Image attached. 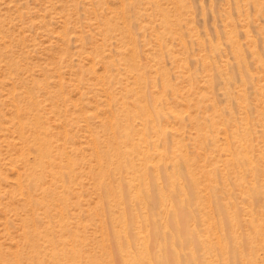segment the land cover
Returning a JSON list of instances; mask_svg holds the SVG:
<instances>
[{"label":"rangeland","instance_id":"obj_1","mask_svg":"<svg viewBox=\"0 0 264 264\" xmlns=\"http://www.w3.org/2000/svg\"><path fill=\"white\" fill-rule=\"evenodd\" d=\"M252 218L264 0H0V264H264Z\"/></svg>","mask_w":264,"mask_h":264},{"label":"bare ground","instance_id":"obj_2","mask_svg":"<svg viewBox=\"0 0 264 264\" xmlns=\"http://www.w3.org/2000/svg\"><path fill=\"white\" fill-rule=\"evenodd\" d=\"M153 3H154V2H153ZM155 5H157V4H155ZM155 5H154V7H155ZM158 6H159V5H158ZM158 6H156V7H158ZM165 20H166V19H165ZM167 20H168V19H167ZM166 22H167V25H168V24H169V23H168L169 20H168V21H164V22L162 21V24H166ZM107 24H108V23H107ZM103 26H104V25H103ZM105 27H106V26H105ZM107 27H108V26H107ZM106 30L108 31L107 28H106ZM106 30H105V31H106ZM106 33H107V32H106ZM106 36H107V35H106ZM105 39H106V38H105ZM133 43H134V42H133ZM124 50H125V49H124ZM130 50L133 51L134 49L132 48V49H130ZM134 52H135V51H134ZM134 52H133V53H134ZM128 53H129V52H128ZM129 54H130V53H129ZM129 54H128V55H129ZM135 54H136V53H135ZM237 55H239V53H238ZM125 56H126V55H125ZM130 56H131V55H130ZM132 56H134V55L132 54ZM135 56H136V55H135ZM135 56H134V58H135ZM238 57H241V56H237V59H238V60H241V59H239ZM129 59H130V58H129ZM135 59H137V58H135ZM134 61H136V60H134ZM133 63H134V62H133ZM133 63L131 62V64H133ZM135 63H136V62H135ZM135 65H136V64H134V68H133V69H135ZM13 67H14V66H13ZM129 67H130V66L128 65V67H127V68H128V71H129ZM11 69H12V68H11ZM130 69H131V68H130ZM136 69H137V68H136ZM132 71L135 72V70H132ZM136 71H137V70H136ZM12 72H13V71H12ZM134 72H131V70H130V73H134ZM138 73H139V71H138L136 74H138ZM136 74H134V75H136ZM139 75H141V74H139ZM139 75H137V76H139ZM131 76H132V74H131ZM137 76H136V77H137ZM10 77H11V76H10ZM133 77H134V76H133ZM133 77H132V78H133ZM136 77H135V79H136ZM139 77H140V76H139ZM139 77H138V78H139ZM130 78H131V77H130ZM140 78H141V77H140ZM137 80H138V79H137ZM134 82H135V81H134ZM138 83H139V82H138ZM136 84H137V83H136ZM133 85H134V84H133ZM30 93H31V92L27 93V95H29V96H28L29 98L27 97L28 99H27V101H26V102H27L26 104H27V105H30V106L27 107L28 110H26V107H25V109H24V108H22V109H24V110H26V111H29V109L31 108V110H32L33 112H35V111H36V108L38 109L39 106H41V105H39V104L37 103V100H36V102H35V99H36V98H34L35 96H34L33 94H30ZM27 95H26V96H27ZM32 95H33V97H32ZM153 95H154V94H153ZM25 98H26V97H25ZM11 99H13V98H11ZM18 99H19V98H18ZM13 101H14V100H13ZM108 101H110V100H108ZM14 102L16 103V100H15ZM17 102H18V101H17ZM19 103H20V102H19ZM28 103H29V104H28ZM118 103H119V102H118ZM121 103H122V102H121ZM16 104H17V103H16ZM26 104H25V106H26ZM53 104H54V103H53ZM20 105H21V104H20ZM23 105H24V104H23ZM38 105H39V106H38ZM123 105H124V104H123ZM123 105H122V106H123ZM14 106H15V104H14ZM16 107L18 108V107H21V106H19V104H18V106H16ZM23 107H24V106H23ZM29 107H30V108H29ZM110 107H111V106H110ZM14 108H15V107H14ZM57 108H58V107H57ZM111 108H112V107H111ZM18 110H19V109H18ZM15 111L17 112V109H16V108H15ZM19 111H20V110H19ZM32 111H31V113H32ZM141 111H143V107L141 108ZM37 112H38V110H37ZM25 113H26V112H25ZM27 113H28V112H27ZM27 113H26V114H27ZM31 113H29V114H31ZM146 113H147V112H146ZM18 114H19V113H18ZM26 114H25V115H26ZM110 114H111V113H110ZM112 114H113V113H112ZM115 115H116V114H115ZM147 115H148V114H147ZM147 115H145V117H147ZM19 116H20V115H19ZM23 116H24V115H21V117H23ZM31 116H32V119L30 120V124H32V125H36V129H37V127L42 128V126H41V123H42V122L40 121V120H41V119H40V118H41L40 114L35 113V114H33V115H30V117H31ZM123 116H124V115H123ZM143 116H144V115H143ZM21 117H20V120H21ZM27 117L29 118V116H27ZM39 117H40V118H39ZM112 117H116V116H112ZM23 118H24V117H23ZM108 118H109V116H108ZM118 118L120 119V117H118ZM24 119H25V118H24ZM113 119H114L115 122L117 121V118H113ZM124 119H125V117H124ZM22 120H23V119H22ZM121 120H123V119H121ZM109 121H110V120H109ZM114 121H113V122H114ZM119 121H120V120H119ZM124 121H125V120H124ZM19 122H22V121H18V123H19ZM27 122H28V121H27ZM27 122H26V121H23V122L21 123V125L27 127ZM40 122H41V123H40ZM102 122H103V121H102ZM111 123H112V122H111ZM122 123H123V122H122ZM19 124H20V123H19ZM21 125H20V126H21ZM42 125H43V124H42ZM137 125H138V124H137ZM29 126H31V125H29ZM29 126H28V128H29ZM16 128H17V130H18V132H19L18 127H16ZM30 128H31V127H30ZM30 128H29V130H32V132H33V129H30ZM32 128H33V127H32ZM43 128L45 129V127H43ZM111 128H112V127H111ZM22 129H23V128H22ZM26 129H27V128H26ZM36 129H35L34 131H37ZM24 130H25V129H24ZM24 130H22V131L24 132L23 134H22V131L20 130V132H21V134H22V135L20 134V137H22V138H24L25 140H27V139L29 138V134H28L27 136H25V132H27V131H24ZM42 131H43V130H42ZM44 131H45V130H44ZM20 132H19V133H20ZM40 132H41V131H40ZM45 132H46V131H45ZM140 132H143V131L141 130ZM28 133H29V132H28ZM47 133H48V132H47ZM137 133H138V132H137ZM144 133H145V132H144ZM144 133H143V134H144ZM32 134H35V133H32ZM36 134H38V133H36ZM36 134H35V136H36ZM125 134H127V132H125ZM140 134H142V133H140ZM18 135H19V134H18ZM113 135H114V134H113ZM129 135H131V134H129ZM138 135H139V134H138ZM32 136H33V135H31V137H32ZM48 136H51V135H50V134L47 135V134H45V133L42 132V133H39L38 136H36L35 138L33 137V139H34L35 141H37V142H34L33 144H34V146H35V145L37 146V147L35 148V149L37 150V154H36V155H37V160H36V161H38L39 164H37L36 161H35V164L33 163L35 166H34L33 164H31V163H30V164H31L32 166H34L33 168H36L37 170H38L39 168L41 169V171L46 170L47 168H46L45 165H44V164H46V163L48 164V166H47L48 169H50V168H49V167H50L49 165L52 164V162H50V161H51V159L53 158V156L56 157V154H55V155H52V154H53L52 146H55V145H54V144H53V145L51 144V142H50ZM131 136H132V135H131ZM121 137H122V136H121ZM125 137H126V139L130 142V143H129L130 145L134 143V142L131 141V140H132V139H131L132 137H131V138H130L129 136H125ZM125 137H124V138H125ZM112 138H113V137H112ZM114 138H115V136H114ZM24 139H23V141L25 142ZM31 139H32V138H31ZM52 139H53V138H52ZM66 139H67V138H66ZM121 139H122V138H121ZM20 140H22V139H20ZM124 140H125V139H124ZM27 141H28V144H29V143H30L29 140H27ZM121 141H122V140H121ZM24 142H22V143H24ZM125 142H126V141H125ZM125 142H124V143H125ZM26 144H27V143H26ZM28 144H27V145H28ZM30 144L33 145L32 143H30ZM125 144L128 145V143H125ZM23 145H24V144H23ZM27 145H25V146H26V147H31V149H32V146H31V145H30V146H29V145L27 146ZM95 145H97V143H96ZM97 146H98V145H97ZM97 146H96V147H97ZM99 146H100V144H99ZM125 146H126V145H125ZM94 147H95V146H94ZM96 147H95V148H96ZM97 148H98V147H97ZM97 148H96V149H97ZM130 148H131V147H130ZM29 149H30V148H29ZM58 149H59V148H58ZM101 149H102V148H101ZM109 149H110V148H109ZM109 149H108V152L110 153V150H109ZM55 150H57L56 147H55ZM25 151H26V149H25ZM27 151H28V150H27ZM58 151H59V150H58ZM95 151H96V152H100L99 148H98V150H95ZM55 152H56V151H55ZM55 152H54V153H55ZM101 152H102V151H101ZM101 152H100V153H101ZM105 152H106V151H105ZM23 153H24V152H23ZM56 153H57V152H56ZM100 153H99V154H100ZM243 153H244V152H243ZM25 154H26V153H25ZM62 154H64V153H62ZM102 154H103V153H102ZM118 154H119V153H118ZM128 154H129V153H127V155H128ZM130 154H131V153H130ZM64 155H65V154H64ZM64 155H62V156L64 157ZM111 155H112L111 157H114L115 154H113V153L111 152ZM244 155H245V154H244ZM244 155H243V156H244ZM26 156H27V154H26ZM57 156H59V154H57ZM66 156H67V154H66ZM66 156H65L64 158H66ZM101 156H102V155H101ZM106 156H107V155H106ZM245 156H246V155H245ZM247 156H248V155H247ZM35 157H36V156H35ZM63 157H62V158H63ZM120 157H121V156H120ZM123 157H124V156H123ZM130 157H131V156H129V158H130ZM132 157H133V156H132ZM132 157H131V158H132ZM64 158H63V159H64ZM67 158L69 159L68 156H67ZM124 158H125V157H124ZM35 159H36V158H35ZM60 159H61V155H60ZM101 159H102V157H101ZM55 160H57V159H55ZM55 160H54V161H55ZM71 160H72V159H71ZM71 160H70V161H71ZM52 161H53V160H52ZM57 161H58V162H59V161H62V159L59 160V158H58ZM57 161H56V162H57ZM66 161H68V160H66ZM70 161H68V162H70ZM140 161H141V160H140ZM26 162H27V161H26ZM101 162H102V161H101ZM43 163H44V164H43ZM50 163H51V164H50ZM63 163H64V161H63ZM27 164H28V166H29V170H30V172H31L29 176H31V174L34 173V172H36L37 170L34 169V171H33V170H32L33 168L31 169V166L29 165L28 162H27ZM27 164H26V165H27ZM59 164H60V166H61L62 163H59ZM59 164H58V165H59ZM67 164H69V163H67ZM100 164H101V163H100ZM142 164H143V163H142ZM58 165H56V166H58ZM65 165H66V164H65ZM73 165H74V164H73ZM131 168H132V167H131ZM25 169H26V168H25ZM25 169H24V170H25ZM40 169H39L38 172H40ZM51 169H52V167H51ZM51 169H50V171H51ZM133 169H134V167H133ZM24 170H23V172H24ZM29 170H28V171H29ZM52 170H54V168H53ZM60 170H62V169H60ZM32 171H33V172H32ZM57 171H58V173H59V170H57ZM123 171H124V170H123ZM136 171H137V170H136ZM26 172H27V171H26ZM55 172H56V171H54V172H52V173H55ZM21 173H22V172H21ZM46 173H47V172H46ZM61 173H62V172H61ZM132 173H133V172H132ZM137 173H138V171H137ZM139 173H141V172H139ZM27 174H28V173H27ZM39 174H40V173H39ZM43 174H45V173L43 172L41 175H43ZM55 174H56V173H55ZM18 175H19V173H18ZM56 175H57V174H56ZM56 175H55V176H56ZM23 176H24V175H23ZM43 176H44V175H43ZM53 176H54V175H53ZM27 178H29V177L27 176ZM30 178H31V179L27 180L28 182H27L24 178H23V179H24V181L27 182V183H29V182L31 181V182H32L34 185H36V186H39V184L43 182V181L41 182V178H42V176L40 177L39 175H38L37 177H35L34 174H33V176H31ZM51 178H52V177H51ZM43 179H44V178H43ZM45 179H46V178H45ZM52 179H54V178H52ZM54 180H55V179H54ZM54 180H52V182H53ZM57 180H58V179H57ZM130 181H131V179H130ZM27 183H26V184H27ZM18 184H20V183H17V185H18ZM45 184H46V183H45ZM21 185H22V184H21ZM21 185H20V186H21ZM40 186H41V184H40ZM40 186H39V187H40ZM42 186H43V185H42ZM18 187H19V185H18ZM20 188H22V187H20ZM23 188H24V185H23ZM23 188H22V189H23ZM28 188H29V187H28ZM25 189H26V188H25ZM35 189H36V187H35ZM46 189H47V188H46ZM43 190H44V189H43ZM24 195H25V194H24ZM27 195H28V194H27ZM25 196H26V195H25ZM25 196H24V197H25ZM43 196H44V195H43ZM32 197H34V196H32ZM25 198H26V197H25ZM27 198H28V199H27ZM27 198H26V199H27L28 201H30V200H29V198L31 199L30 195H29V197H27ZM34 199H35V198H34ZM34 199L32 198L31 201H33ZM31 201H30V202H31ZM23 203L25 204L26 202L24 201ZM31 204L33 205L32 202H31ZM25 205H27V203H26ZM28 205H30V204H28ZM30 208H31V207H30ZM30 208H29V209H30ZM248 222H249V223H248ZM247 223H248V224L251 223L250 225H251L252 228L256 231V235H258L259 238H263L262 240H261V239H258L256 235H255V237H249V244H251V247L254 249L255 246H256V244L259 243V240H261L260 243H264V230H263V231L258 230L259 228H258L257 223H256V221L254 220V218L249 219V221H247ZM257 239H258V240H257ZM251 250H252V249H251ZM252 260H253V259H252Z\"/></svg>","mask_w":264,"mask_h":264}]
</instances>
